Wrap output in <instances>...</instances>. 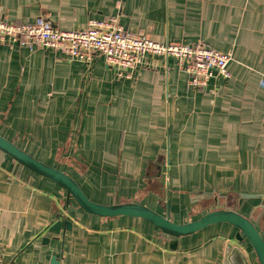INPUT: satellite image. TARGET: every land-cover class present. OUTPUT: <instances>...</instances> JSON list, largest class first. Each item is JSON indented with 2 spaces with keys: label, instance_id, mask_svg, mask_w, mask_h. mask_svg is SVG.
<instances>
[{
  "label": "crops",
  "instance_id": "1",
  "mask_svg": "<svg viewBox=\"0 0 264 264\" xmlns=\"http://www.w3.org/2000/svg\"><path fill=\"white\" fill-rule=\"evenodd\" d=\"M38 16L63 30L113 16L160 43L202 41L230 55V77L194 88L177 58L151 54L126 78L100 55L86 64L0 42L2 137L94 202L176 223L228 209L264 235V0H0L2 19ZM57 216L71 229L50 232ZM237 232L216 223L173 237L140 217L90 214L0 150L3 264H258Z\"/></svg>",
  "mask_w": 264,
  "mask_h": 264
},
{
  "label": "built area",
  "instance_id": "2",
  "mask_svg": "<svg viewBox=\"0 0 264 264\" xmlns=\"http://www.w3.org/2000/svg\"><path fill=\"white\" fill-rule=\"evenodd\" d=\"M0 42L17 44L29 49L42 47L59 51L67 58L90 64L96 55L116 75L130 78L143 65L147 55L173 56L188 75L191 87H205L212 77L229 78L228 53L212 48L202 41L186 44L178 41L160 43L147 35L133 33L116 17L90 20L85 27L73 30L57 28L43 16L33 22L16 23L0 18ZM264 85V81H262ZM0 264L2 257L0 254Z\"/></svg>",
  "mask_w": 264,
  "mask_h": 264
},
{
  "label": "water",
  "instance_id": "3",
  "mask_svg": "<svg viewBox=\"0 0 264 264\" xmlns=\"http://www.w3.org/2000/svg\"><path fill=\"white\" fill-rule=\"evenodd\" d=\"M0 150L10 156L19 164L30 171L50 179L66 191V200L72 197L76 203L86 212L102 217L133 216L140 217L159 228L163 233L173 237L193 234L206 226L216 223H229L238 229L237 239H246L252 246L258 264H264V235L256 228L254 223L240 213L228 209H215L206 212L198 219L187 223L171 221L167 215H162L149 207L138 203H123L104 205L90 200L78 183L65 172L45 164L29 155L11 141L0 135ZM48 230L59 233L63 229H71V223L57 216ZM44 241L47 238L43 239Z\"/></svg>",
  "mask_w": 264,
  "mask_h": 264
},
{
  "label": "rangeland",
  "instance_id": "4",
  "mask_svg": "<svg viewBox=\"0 0 264 264\" xmlns=\"http://www.w3.org/2000/svg\"><path fill=\"white\" fill-rule=\"evenodd\" d=\"M37 48H42V47H37Z\"/></svg>",
  "mask_w": 264,
  "mask_h": 264
}]
</instances>
